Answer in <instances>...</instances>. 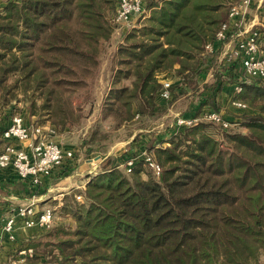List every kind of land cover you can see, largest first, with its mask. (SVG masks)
<instances>
[{"label":"trees","instance_id":"obj_1","mask_svg":"<svg viewBox=\"0 0 264 264\" xmlns=\"http://www.w3.org/2000/svg\"><path fill=\"white\" fill-rule=\"evenodd\" d=\"M0 1V106L22 93L31 113L46 110L58 133L89 103L83 91L113 36L119 0ZM238 1L145 0L149 15L118 48L103 119L119 129L157 117L178 100L187 118L220 113L206 93L232 85L242 88L234 101L247 105L242 122L226 119L232 125L224 128L200 120L178 131L171 122L168 147L156 149L165 141L153 135L149 145L135 139L122 155L108 156L82 193L86 204L72 198L63 208L75 226L53 228L54 222L33 246L37 255L23 264H261L264 83H243L239 62L226 61L223 45L205 52ZM260 16L264 21V5ZM169 72L173 84L165 102L157 76ZM144 150H153L163 169L159 181L141 178L142 161L131 177L120 171Z\"/></svg>","mask_w":264,"mask_h":264},{"label":"built area","instance_id":"obj_2","mask_svg":"<svg viewBox=\"0 0 264 264\" xmlns=\"http://www.w3.org/2000/svg\"><path fill=\"white\" fill-rule=\"evenodd\" d=\"M251 3L252 0H241L232 4L226 21L216 33L215 43H209L205 47L206 54H213L218 45H223L224 55H229L226 61L233 60L240 63L242 82L248 85L256 80H264L263 33L257 25L246 27ZM145 12V0H119L113 21L116 25L128 27L135 17H141ZM230 37H234L231 47L228 43ZM161 84L160 98L168 102L171 99L173 83L165 80ZM241 91L240 86L235 87V92ZM233 105L243 110L247 108L246 104L239 101H235ZM200 120L215 122L224 128L232 125L218 112H208L196 118H187L179 114L175 117L174 131L190 128ZM56 133L52 127L45 128L38 123L29 124L21 114H16L2 133L5 146L0 152V170L13 169L21 179L28 180L36 186L40 185L55 169L63 167L75 156L73 151L64 149L55 140ZM139 161L151 169L156 178H161L163 169L147 150L139 151L137 156L127 160L121 167L130 174ZM76 198L81 200L84 197L76 195ZM18 221L23 227L50 229L55 222V209L47 207L38 210L32 203L17 208L9 217L0 215V240L5 235L10 240L15 239L14 231Z\"/></svg>","mask_w":264,"mask_h":264},{"label":"rangeland","instance_id":"obj_3","mask_svg":"<svg viewBox=\"0 0 264 264\" xmlns=\"http://www.w3.org/2000/svg\"><path fill=\"white\" fill-rule=\"evenodd\" d=\"M252 4V3H251ZM4 3L0 1V7H2ZM117 8V7H116ZM112 10L110 11L111 14ZM226 13V10H225ZM149 12H146L141 17H135L131 24L128 27H123L119 25H113V36L110 42L106 45V48L102 54L101 64L99 69L97 70L96 76L93 80L89 82L88 88L83 92L88 96L89 103L84 107L83 111L80 114V118H76L73 121V125L67 126L66 128H59L60 134L63 136L65 142L69 143L70 146L73 147V151L75 156L72 158L73 162L76 161V166L69 165L65 166L61 170L64 171V174H70L74 171L77 165H84L85 159L94 158V156L101 155L104 158L110 152L111 156L122 155L121 152L124 149H130L132 147V142L135 139H139L143 141V139H147V145H149V141L152 139L153 135H157V138L164 137V141L166 144L159 145L156 147H168L169 141L171 139L172 134L165 133V126L169 123H173L174 119L172 116H167V112L160 113L157 117L154 118H143L134 120L132 123L122 126L119 129H115L113 124L110 121L103 119L104 110L106 108L107 97L110 92L109 86L111 85L113 75L118 67V57L117 51L119 46L123 43L125 36L134 28L135 26H139V20L144 19V17L148 16ZM263 26V25H262ZM259 26V30L264 34V26ZM258 27V26H257ZM205 67H207L205 65ZM172 81V80H171ZM259 82L264 83V80H260ZM42 105V101L38 102V106ZM10 110V114L6 113ZM242 114L240 118H243L245 110H241ZM240 113V112H239ZM16 114H21L24 119L32 121L34 118L37 120L36 122L40 125H45L46 123H50L48 113L46 110H40L34 113L30 111V102L27 101L25 96L22 93L18 94V98L16 101H13L8 106L1 107L0 106V135L2 137V133L4 128L8 125L10 119L14 117ZM77 114V115H79ZM204 122H209L206 120H202ZM242 122V121H241ZM28 123V122H27ZM164 123L162 127H158L160 124ZM240 123V122H239ZM30 124V123H29ZM238 131L246 132L244 127L236 126ZM162 129L161 132L158 130ZM171 134V135H170ZM147 136V137H146ZM167 138V139H165ZM56 140V139H55ZM58 142V141H57ZM62 143V142H61ZM61 143H59L61 145ZM0 149H3L5 146V142L0 138ZM62 146V145H61ZM125 153V152H124ZM153 154L154 151L151 150ZM90 155V156H89ZM104 162V161H103ZM71 164V163H70ZM103 163L99 168V173L103 169ZM141 169V178L149 179L153 178L157 181L160 179L156 178L147 166L143 164L140 167ZM120 171L127 177H131L132 173L128 174L125 172L124 168H121ZM16 173V171H14ZM64 174L60 175L63 176ZM18 176V174L16 173ZM64 175V176H66ZM19 177V176H18ZM83 181V179H82ZM83 184V183H82ZM89 183L84 185L87 189ZM85 189V190H86ZM80 189L76 195H82L85 190ZM82 191V192H81ZM57 192H49L44 193L43 199H45L44 207H51L55 209V225L62 224L67 225L68 227L75 226V220L73 217L69 216L63 208L69 203L68 199L73 198L79 205L86 204L85 198L78 200L76 198L75 192L65 195L63 198H59L56 195ZM71 197V198H70ZM84 197V196H83ZM63 204H60L62 203ZM46 205V206H45ZM39 229V235H43L46 231L50 229H42L41 227H35ZM20 229L29 230L30 228L21 227ZM38 236L34 237L27 243H23L21 245L15 246L13 244V257L11 258V262L8 264H13L14 261H17V257L22 255L26 259L35 257L37 255L36 251H34L33 246L38 242ZM44 248L40 246L38 251L43 250ZM30 250L32 252H30ZM264 259V257H263ZM24 261V263H25ZM18 264V263H17ZM23 264V263H22ZM261 264H264V260L261 261Z\"/></svg>","mask_w":264,"mask_h":264},{"label":"crops","instance_id":"obj_4","mask_svg":"<svg viewBox=\"0 0 264 264\" xmlns=\"http://www.w3.org/2000/svg\"><path fill=\"white\" fill-rule=\"evenodd\" d=\"M263 5H264V0H252L251 11L248 17V23L246 27L251 26V25H257L258 28L259 26H262V25L264 26V23H263L264 21L260 16V10ZM135 27H138V25ZM228 43H230L229 45L231 47L234 43V37H230ZM237 69L238 71L241 70L240 63H238ZM173 76H174V73L169 72V73H161L157 77L161 82L165 80H169V81L172 80L171 82L173 83ZM110 88H111V85L109 86V89ZM234 91H235L234 86L225 85L220 93L215 94L213 92L212 93L207 92L206 96L212 97L214 100L216 99V101L218 102V105L220 106V113L224 116L225 119L233 123H236V122L239 123L242 121V118H240L242 114V111H241L242 109H239L233 105V103L235 102L234 101V97H235ZM180 102L181 101L178 100L174 104L170 106L168 105L165 108V111H167V116H172L174 119L177 115L179 114L181 115V112L179 111ZM208 107L205 106L203 108L202 111H205L203 113H206L209 111V109H207ZM6 113L10 114V110H8ZM26 121L30 124L37 123L36 122L37 120L35 118L32 121H30L29 119L28 120L26 119ZM163 125L164 123L160 124L158 127H162ZM44 127L49 128L51 127V124L48 122L44 125ZM161 131L162 129L158 130V132H161ZM0 138L1 140L3 139L1 135H0ZM55 139L59 143L62 142L61 145L64 149L73 151V147L70 146L69 143L65 142V140L63 139V136L59 132L56 133ZM133 148H134V151L139 150V148L137 147V143L134 144ZM1 150L2 149H0V152ZM126 151L127 149H124L121 152V154ZM110 154L111 153L109 152L108 155H106L104 158H102L101 155H97V156H94V158L85 159L84 165H77L76 169L72 171L69 175L64 174L63 167L55 169L52 175L44 179L42 183L38 186L32 185L28 180H24L18 177L13 169L0 170V215L4 217H7V216L9 217L13 214V212L17 208L21 206L30 205L32 203L37 206L38 210L47 208L43 206L45 203V199H43L42 195H44V193L46 192L48 193V191L57 192L56 195L59 196L60 199L65 197V195L70 194L71 192L72 193L75 192V195H76L80 189H83V190L86 189L84 185L90 183V181L99 173V168L101 164L108 156H111ZM115 156H118V155L115 154ZM72 160L73 159H70L69 161V163H71L70 165L74 164V166H76L77 164L76 161L73 162ZM62 168L63 170H61ZM62 174L66 176L64 175L60 176ZM68 201H70V199H68ZM60 204H63V202ZM21 227L23 226L18 221L15 226V231H14L15 239L14 240H10L7 235H5L2 240H0V264H8V262H11V258L13 257V255H11L13 253L12 249L14 248L13 244H15V246L21 245L23 243L29 242L34 237L38 236L37 234L39 233V229L33 227V228H30L29 230H23V229H20ZM17 258H18L17 261H14L13 264L24 263L25 261L24 256L20 255Z\"/></svg>","mask_w":264,"mask_h":264}]
</instances>
